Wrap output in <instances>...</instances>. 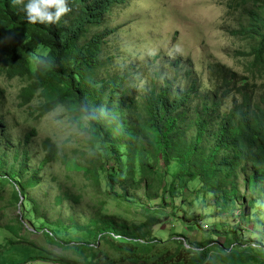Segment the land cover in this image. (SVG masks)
Segmentation results:
<instances>
[{"label": "trees", "instance_id": "trees-1", "mask_svg": "<svg viewBox=\"0 0 264 264\" xmlns=\"http://www.w3.org/2000/svg\"><path fill=\"white\" fill-rule=\"evenodd\" d=\"M231 1L229 7L243 8L244 22L231 33L249 42V49L239 52L247 60L246 70L211 61L207 65L210 86L205 87L191 61L176 58L174 76L156 81L136 96L125 87V75L97 78L105 65L104 45L113 30L92 32L127 0H69L72 12L58 25L30 24L19 6L0 0V68L10 78L28 80L20 94L21 104L39 98L37 117L64 109L99 153L91 166L71 159L68 169L83 172L97 184L103 176L109 200L141 206L144 220L139 223L104 216L95 220L94 227L78 225L93 233L92 240L74 244L84 261L217 264L220 260L230 264L229 258L236 256L264 259L262 241L252 255L238 253L240 245L229 251V245L237 241L235 229L240 231V220L231 225L222 244L198 242L187 247L185 236L178 234L173 251L161 250V239L151 233L156 225L185 219L184 204L203 198L202 193L217 198L215 204L224 209L238 208L242 219L249 218L258 202L264 207V0ZM40 45L45 47L40 49ZM37 56L47 57L51 65L39 64ZM36 132L32 128L22 141L9 144L0 119V185L12 183L18 188L12 196L21 213L14 226L8 225L18 242L25 234L23 225L29 223L24 212L29 215L35 203L27 189L43 182L41 172L59 154L57 141L46 138L44 157L37 166L31 165L30 143ZM3 139L8 143L5 148ZM28 171L29 179L23 181ZM165 208L170 211L164 212ZM47 221L39 226L34 223L33 230L45 229L51 242H60ZM102 242L120 253L118 261L106 260L107 253L99 249ZM238 242L249 241L240 238ZM56 262L80 264L63 258Z\"/></svg>", "mask_w": 264, "mask_h": 264}, {"label": "rangeland", "instance_id": "rangeland-1", "mask_svg": "<svg viewBox=\"0 0 264 264\" xmlns=\"http://www.w3.org/2000/svg\"><path fill=\"white\" fill-rule=\"evenodd\" d=\"M230 3L231 0H127L115 6L98 27L92 28V32L113 30L107 36L102 52L105 65L99 68L97 78L125 75V87L140 96L156 81L159 83L164 77L175 75L176 68L172 62L176 58L191 61L205 87L210 86L207 65L211 61L222 62L244 72L247 60L239 52L248 50L249 42L231 33L244 22L243 8L229 7ZM177 46L180 52L175 51ZM180 71L183 73L184 70ZM27 83L25 77L10 78L0 68V91L3 90V94L0 92V119L6 128L4 138H8L9 144L16 145L35 128L37 132L30 143L33 154L30 164L33 166H37L44 157L42 143L46 138L57 141L59 154L41 172L43 182L27 189L35 203L29 215L24 212L29 223L23 225L25 234L19 242L14 231L8 229V225H15L21 213L12 196L18 188L12 183L0 185V264H61L56 262L60 258L91 264L76 252L74 244L92 240L93 233L90 229H80L78 225L92 224L94 227L95 220L104 216L115 217L127 224L132 220L139 223L144 220L141 206L128 207L117 200H109L103 176L97 184L83 172L68 169L66 164L71 159L91 166L99 153L88 142V134L69 121L64 109L58 108L37 117L38 113L34 112L39 98L21 104L20 94ZM2 144L5 148L8 143L3 139ZM29 173L22 176L23 181L29 179ZM65 193L69 197L64 196ZM202 194L203 198H194L192 204H184L185 219L169 220L152 228L151 233L161 239L159 249L173 251L177 246L173 239L178 234L185 236L186 239H182L187 244L225 243V238L229 237L226 233L238 220L241 229H235L237 241L229 245V251L240 245L238 253L252 255L255 246L261 245L259 241L264 243V223L261 222L264 220V207L260 208L259 202L249 218L242 219L237 216L238 208L224 209L215 204L217 198ZM35 210L38 213H34ZM169 211L170 208L164 209V212ZM41 221H47L49 227L58 233L60 242H51L50 236L43 232L45 229L33 230L34 223L39 226ZM240 238H248L249 242L239 244ZM10 240L14 242L10 243ZM65 242L70 245H65ZM99 249L107 253L106 260H119L120 253L104 242ZM229 259L230 264H264V259L262 263L258 258L245 256ZM216 263L224 264L220 260Z\"/></svg>", "mask_w": 264, "mask_h": 264}, {"label": "clouds", "instance_id": "clouds-1", "mask_svg": "<svg viewBox=\"0 0 264 264\" xmlns=\"http://www.w3.org/2000/svg\"><path fill=\"white\" fill-rule=\"evenodd\" d=\"M11 2L21 8L30 24L58 25L72 12L69 0H11ZM175 51H181L179 46ZM36 60L39 64L51 65L47 57L37 56Z\"/></svg>", "mask_w": 264, "mask_h": 264}, {"label": "water", "instance_id": "water-1", "mask_svg": "<svg viewBox=\"0 0 264 264\" xmlns=\"http://www.w3.org/2000/svg\"><path fill=\"white\" fill-rule=\"evenodd\" d=\"M187 246H189V245L187 244Z\"/></svg>", "mask_w": 264, "mask_h": 264}]
</instances>
